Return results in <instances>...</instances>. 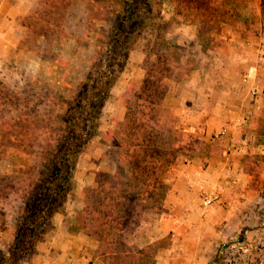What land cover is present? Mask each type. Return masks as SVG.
<instances>
[{
    "label": "rangeland",
    "instance_id": "obj_1",
    "mask_svg": "<svg viewBox=\"0 0 264 264\" xmlns=\"http://www.w3.org/2000/svg\"><path fill=\"white\" fill-rule=\"evenodd\" d=\"M147 1V12L140 6L138 13H145L150 23L137 39L128 30L127 38L135 40L134 46L104 104L99 134L78 154L66 203L54 214L30 264H71L63 248L70 251L81 246L83 253L79 258L83 260L78 258L76 264H124V245L134 251L151 244L158 246L144 259H151L154 264H264V202H257V193L242 199L236 186L229 196L223 197L215 190L201 195L197 213L192 206L193 212L186 215L189 223L182 222V213L177 215V223L181 221L175 232L165 220L161 221L160 214L142 210L120 241L123 245L114 246L115 253L121 252L118 255L108 254L106 247L99 249L96 234L83 228V198L86 191L98 187L100 173L115 174L116 156L108 141L126 112L128 99L135 96L144 78L145 48L158 33L182 49L183 62L188 61L189 66L186 76L166 81L167 89L171 82L191 80L195 73L224 68L234 73L231 85L245 92L246 101L253 102L258 91L264 94V36L260 37L264 33L263 20L258 25V35L246 34L244 24L251 16L246 11L241 18L234 16L223 23L200 45L195 26L178 23L169 0ZM245 5L260 17V0H245ZM122 8V0H0V103H4L0 112L6 113L0 116L7 123L15 120L9 130L0 129V253L11 246L24 200L38 179L40 148L48 149V139L57 138L58 126L53 124L62 116L61 104L72 99L90 63L105 55L106 43L114 33ZM258 78L260 84L252 85ZM163 106L170 113L166 124L186 139L177 126L175 111L165 102ZM45 124L50 127L47 135ZM200 141L205 145L200 151L202 162L221 153V139ZM169 170L164 178L168 189ZM210 198L212 202L206 204ZM226 211L232 212L230 219ZM238 211L244 214V221L236 216Z\"/></svg>",
    "mask_w": 264,
    "mask_h": 264
},
{
    "label": "trees",
    "instance_id": "obj_2",
    "mask_svg": "<svg viewBox=\"0 0 264 264\" xmlns=\"http://www.w3.org/2000/svg\"><path fill=\"white\" fill-rule=\"evenodd\" d=\"M169 1L175 8L178 23L195 26L200 45H204L223 23L234 16L241 18L246 11L251 13L250 21L244 24L246 34L258 35V25L264 21V0H260V17L248 9L245 0ZM140 6H144L147 12L149 2L122 0V13L106 43L105 55L90 63L89 71L72 99L61 104L62 116L53 124L58 126L57 138L48 139V149L39 147V176L24 200L11 246L5 253H0V264H30L34 249L54 214L65 205L77 156L99 134L104 104L134 46L135 40L127 38L128 30H132L137 39L150 23L145 13H138L141 12ZM181 52L177 44L166 40L160 33L146 46L142 62L144 78L137 95L128 99L126 112L108 141L111 153L116 156L115 174L100 173L98 187L86 191L83 198V228L89 234H96L99 249L106 247L108 254L113 253L116 246H121L120 241L129 233L135 216H139L142 210L157 214L165 212L164 200L169 190L164 181L166 172L179 157H200V151L205 147L200 140L183 139L175 127L172 129L166 124L169 113L163 106L166 81L179 79L188 72V61L183 62ZM12 122L15 120L7 123L1 115L0 129L9 130ZM43 130L47 135L49 125L45 124ZM157 246L151 244L130 251L124 245V264H154L151 259L144 258Z\"/></svg>",
    "mask_w": 264,
    "mask_h": 264
},
{
    "label": "crops",
    "instance_id": "obj_3",
    "mask_svg": "<svg viewBox=\"0 0 264 264\" xmlns=\"http://www.w3.org/2000/svg\"><path fill=\"white\" fill-rule=\"evenodd\" d=\"M263 36L264 33L260 37ZM234 78V73L228 69L215 72L204 70L193 74L191 80L168 85L163 102L175 111L177 126L183 137L222 140L219 155H211L204 162L200 157L179 159L171 166V183L164 200L165 212L160 214V218L167 222L166 225L173 232L180 228L181 220L189 223L185 218L193 212L190 207L193 206L197 213L196 208L204 193L215 190L225 197L236 186L242 199L257 193L254 196L257 202H264V193H260L264 192V94L258 91L253 102L246 101L245 92L231 85ZM260 81L258 78L256 84L252 82V85H258ZM252 93H255L254 90ZM250 142L251 146L247 148ZM259 211L256 212L257 216ZM179 213L183 217L177 223ZM235 214L244 221L242 212ZM226 215L230 219L232 212L226 211ZM77 236L84 239L83 235ZM85 239L89 241L87 236ZM74 248L70 251L63 248V254L71 264H76L83 253L82 246ZM79 260H83L82 257Z\"/></svg>",
    "mask_w": 264,
    "mask_h": 264
},
{
    "label": "built area",
    "instance_id": "obj_4",
    "mask_svg": "<svg viewBox=\"0 0 264 264\" xmlns=\"http://www.w3.org/2000/svg\"><path fill=\"white\" fill-rule=\"evenodd\" d=\"M211 202H212V199H211V198L205 200V203H206V204H210Z\"/></svg>",
    "mask_w": 264,
    "mask_h": 264
}]
</instances>
